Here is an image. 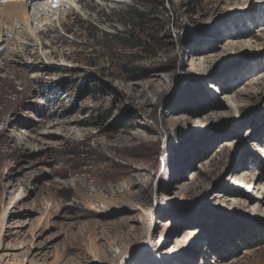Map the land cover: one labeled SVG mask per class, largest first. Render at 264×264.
Segmentation results:
<instances>
[{"label":"rangeland","instance_id":"374dc122","mask_svg":"<svg viewBox=\"0 0 264 264\" xmlns=\"http://www.w3.org/2000/svg\"><path fill=\"white\" fill-rule=\"evenodd\" d=\"M85 1L0 29V264H264V0Z\"/></svg>","mask_w":264,"mask_h":264},{"label":"bare ground","instance_id":"6f19581e","mask_svg":"<svg viewBox=\"0 0 264 264\" xmlns=\"http://www.w3.org/2000/svg\"><path fill=\"white\" fill-rule=\"evenodd\" d=\"M46 1L47 0H36L35 2L28 3L27 0H8V1H4V2H2V0H0V29L3 28V27H5L6 29H8L9 32H11L15 28V25L18 22H21V23H23L26 26V29H28V32L30 34L32 32L31 29H30V23H33L34 24V23H36V21L37 22H39V21L41 22L44 19H47L44 16L48 15L49 12L52 10L51 7H52V4L53 3H49V2L46 3ZM81 1L82 0H73V6L72 7L74 9L75 8L77 9L78 8L77 5H78V3L80 4ZM84 3H86V4L89 5L90 4V1L87 0ZM88 5H86V6H88ZM29 7L32 8V13L31 14H28L27 13L28 11H26L27 8H29ZM77 10H79V9H77ZM41 11L44 12V13H42L40 16H37V14L41 13ZM76 15H78V14H76ZM42 17H44V18H42ZM59 17H61V16H59ZM57 18H58V16H57ZM17 20H18V22H17ZM60 20H61V18H60ZM38 24L39 23H36V25H37L36 26V29L39 28V25ZM45 24L48 25V27L46 29H44V28L38 29V32L45 31L46 30L45 33L50 34V32L52 30H55V27L51 26V23L50 22L49 23L45 22ZM45 24H43V26ZM28 41H29V39H28ZM239 185L246 187V183H245L244 180H241ZM154 215H155V213H154Z\"/></svg>","mask_w":264,"mask_h":264}]
</instances>
